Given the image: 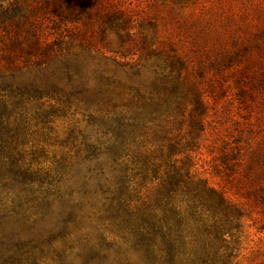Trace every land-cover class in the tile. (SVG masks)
Wrapping results in <instances>:
<instances>
[{
	"label": "rangeland",
	"instance_id": "rangeland-1",
	"mask_svg": "<svg viewBox=\"0 0 264 264\" xmlns=\"http://www.w3.org/2000/svg\"><path fill=\"white\" fill-rule=\"evenodd\" d=\"M109 3L123 11L119 27L91 48L0 79L30 91L13 98L11 115L0 109V264L143 263L121 214L109 213L115 171L128 162L115 158L109 132L123 113L139 118L123 153L153 154L159 139L143 123L171 92L183 104L173 160L188 158L190 174L231 206L235 262L264 264V0ZM100 250L104 262L88 259Z\"/></svg>",
	"mask_w": 264,
	"mask_h": 264
},
{
	"label": "trees",
	"instance_id": "trees-1",
	"mask_svg": "<svg viewBox=\"0 0 264 264\" xmlns=\"http://www.w3.org/2000/svg\"><path fill=\"white\" fill-rule=\"evenodd\" d=\"M109 4V0H3L0 5V79L29 68H47L68 52L91 48L96 36L103 38L108 27H119L114 20L123 11L114 9L112 13L107 9ZM98 23L102 28L94 32ZM28 90L0 84V109L11 115L13 98L29 95ZM2 91L7 93L5 99ZM173 95L171 92L169 99L149 106V119L143 123L144 133L156 130L160 147L154 155H143L136 149L129 160L128 154L123 152L135 142L129 138L139 118L135 120L123 113L113 120V129L109 132L113 136L111 148L119 151L120 156L114 155L116 159L128 162L123 169L115 171L118 176L114 179L110 216L121 214L123 228L133 236L129 237L134 240L133 247L143 253L142 264H238L235 262L239 257L238 243L227 240L231 235L226 214L231 206L221 192L208 188L204 180L190 174L188 158L173 160L174 155L180 153L171 140L175 129L173 114L183 105L177 104ZM199 110L197 121L202 131L203 104L199 105ZM148 125L152 128L146 127ZM56 183L58 186L60 181ZM146 183L150 188L145 189ZM144 189L148 194L143 193ZM58 191L56 188L55 192ZM51 196L55 194H48L45 201ZM50 202H45L42 209L48 211ZM222 207L224 210L221 209L219 215ZM233 212L241 216L238 210ZM96 252L99 251H93V258L88 259H95L101 253L104 262L108 252Z\"/></svg>",
	"mask_w": 264,
	"mask_h": 264
}]
</instances>
